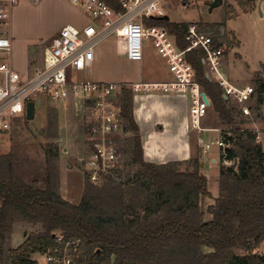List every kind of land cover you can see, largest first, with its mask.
I'll return each instance as SVG.
<instances>
[{
	"label": "trees",
	"instance_id": "trees-1",
	"mask_svg": "<svg viewBox=\"0 0 264 264\" xmlns=\"http://www.w3.org/2000/svg\"><path fill=\"white\" fill-rule=\"evenodd\" d=\"M106 1L117 6L116 0ZM257 1L233 0L245 10H252ZM224 7L234 9L229 2ZM145 23L163 26L181 48L189 44L188 23L160 15L146 18ZM218 24L200 23L210 30ZM213 44L222 45L214 37ZM203 54L192 50L187 59L211 99L212 110L226 126L223 139L229 144L221 152L218 190L212 202L208 203L212 193L201 170L198 143L199 150L185 161L144 159L133 118V93L124 88L118 105L129 135L122 144L125 175L121 181L108 179L98 186L84 172L81 198L73 203L60 191L57 143L49 140L42 145L41 171L29 170L30 165L22 170L14 150L0 153V264H37L34 253L62 247L68 239L77 247L75 264H264V256L256 252L264 244V150L255 141L256 133L238 120L240 110L234 102L205 76ZM258 74L254 117L260 116L264 102V72ZM57 118L56 109L50 108L46 127L50 138ZM224 158L231 164H224ZM23 160L33 164L29 158ZM16 224L29 228L17 247L6 248ZM58 233L63 242L56 240Z\"/></svg>",
	"mask_w": 264,
	"mask_h": 264
},
{
	"label": "built area",
	"instance_id": "built-area-1",
	"mask_svg": "<svg viewBox=\"0 0 264 264\" xmlns=\"http://www.w3.org/2000/svg\"><path fill=\"white\" fill-rule=\"evenodd\" d=\"M17 1L0 0V22L9 20ZM116 1L117 6H112L106 0H70L87 12L93 23L83 26L65 23L51 38L42 61L30 74L22 75L16 71L9 59L0 61V132H7L13 119L25 116V105L29 100L44 98L51 102H70L81 122L85 146L82 157L84 172L89 182L98 186L108 179L121 181L125 175L122 140L129 132L124 129L118 105L124 88L131 89L133 94L159 92L187 95L195 128L206 130L200 126L199 120L206 115L209 105L202 98L205 91L196 79L195 68L187 59L188 52L202 50L205 76L221 86L224 98L240 103L239 110L243 115H251L250 107L243 100L254 93L251 86H237L222 74L219 66L224 49L215 46L213 37L196 24L188 26L186 34L189 44L181 48L176 36L163 26L145 23L146 18L163 14L162 0ZM189 2L182 0L186 6ZM110 36L119 41L125 57L134 62L143 60L145 46L150 41L166 61L169 78L161 81L113 82L76 76L92 67L98 44ZM10 46V38L0 35V54H8ZM207 98L211 104L210 98ZM243 127L256 133L253 128ZM225 130L219 129L220 136L212 140L198 138L202 153L209 151L213 145L224 153L225 147L229 146L221 134ZM259 139L257 131L255 141L259 142ZM223 163L229 165L231 161L224 158ZM56 240L63 242L60 233L56 235ZM76 248L75 242L70 239L62 247L49 248L44 252L46 264H75ZM256 252L264 256V248H258Z\"/></svg>",
	"mask_w": 264,
	"mask_h": 264
},
{
	"label": "rangeland",
	"instance_id": "rangeland-1",
	"mask_svg": "<svg viewBox=\"0 0 264 264\" xmlns=\"http://www.w3.org/2000/svg\"><path fill=\"white\" fill-rule=\"evenodd\" d=\"M211 1L190 0L187 6L182 3V0H162L161 3L173 20H192L189 22L196 23L200 30L214 38H218L224 49L221 65L222 73L229 80L233 79L241 82V84L251 86L254 89L251 99L253 104L256 81L259 77L258 73L260 71L264 72V1L249 11L237 6L233 0H223L221 6L209 11ZM225 2L233 3L234 9L227 11L224 7ZM91 19L87 12L80 6L71 3L70 0H39L38 2L18 0L11 12V30L17 38H20L21 44L26 43L29 45L30 50L38 57L37 59H31V61L39 64L51 38L65 23L72 22L77 26H83L89 22L93 23ZM213 22L219 23L216 29L213 30L200 25V23ZM7 30V24L0 22V32L5 33ZM217 30L220 31V35ZM114 41L115 38L112 36L102 40L96 48L98 58L93 66L88 67L76 76L102 81L140 78L150 80V73L154 70L152 68L153 63L155 60L160 61L162 59L150 41L145 46L141 62L128 60L124 54L119 52ZM5 59L6 57L3 56L0 61H5ZM162 61L164 62V60ZM21 65H23L22 61ZM31 71L29 69L28 74ZM34 101L35 116L32 120L25 121L24 117H17L12 120L11 127L7 132H0V152L6 153L14 150L22 160V170L30 165L29 170L41 171L43 164L42 145L49 140L57 143L60 150V191L67 200L77 203L82 195L84 185L82 176L85 171L82 161L85 146L83 145L81 122L77 110L70 102H51L44 98H34ZM243 101L245 102V100ZM233 102L239 110L240 103ZM50 108L56 109L58 117L57 129L48 133L51 138L46 131ZM211 110L203 119V125L220 124L219 129L225 128L226 126L221 124L217 114ZM261 114L264 118V107ZM248 125L252 127L253 123ZM260 125L264 126V123H260ZM206 134L210 136L203 135L201 137L203 139L213 138L211 137L212 133ZM192 140H195L194 135ZM193 142L194 153H196L199 147L195 141ZM262 145L264 147V138L262 139ZM201 156H204V153ZM25 158L33 160V164H27L23 160ZM216 168L217 164L207 163V167L205 166L206 175L212 177L208 182V187L214 196L217 195L218 185L214 179L215 175H211L214 174L213 171ZM208 201V203L212 202L211 199H208ZM28 228L25 225L16 224L13 227L6 248L17 247L24 240V231H27ZM262 248H264V244L259 246L260 250ZM33 257L36 259L37 264H46L44 253L36 252Z\"/></svg>",
	"mask_w": 264,
	"mask_h": 264
},
{
	"label": "crops",
	"instance_id": "crops-1",
	"mask_svg": "<svg viewBox=\"0 0 264 264\" xmlns=\"http://www.w3.org/2000/svg\"><path fill=\"white\" fill-rule=\"evenodd\" d=\"M262 1L264 0H258L256 5L260 4ZM161 11L163 13L162 15H168V12L166 11V8L163 6V4L161 6ZM168 17L170 21L176 23L185 22L188 23L189 25L193 23V22H189L192 20L179 21V20H173L172 18H170L169 15ZM4 24H7L8 30L5 33L1 31L0 35L2 34L1 36L9 37L11 41V46L9 53L7 54L6 52H2L0 54V58L3 56L6 57L5 60L9 59L10 63L12 64L13 68L16 71H18L22 75H26L28 74L29 69L32 70L37 65L36 63H34L35 61L32 62L31 59H37L38 57H36L35 54H33L28 44L26 43L21 44L20 38H17L15 34L12 33L11 16L9 20ZM114 42L116 43L119 52L124 54L119 41L115 38ZM97 58H98V53L96 51L94 63ZM162 60L164 59H160V61L155 60V62L153 63L152 68L154 70L150 73V80L140 78L134 80L116 79L109 81L136 82L141 80L143 81L165 80L169 78L170 71L168 69V65L166 61L164 60L163 62ZM21 61L23 62V65H21ZM41 61H42V56L40 58V62ZM221 65H222V58L220 59V66H219L220 71H221ZM96 81H102V80H96ZM229 81L237 86L247 85V84H241V82L233 79H230ZM251 99H252V95L249 98L245 99V102L243 101V103H246L250 107L251 115H243L240 112L239 113L240 117L238 120L241 119L243 121L242 123L239 121V123H241L242 126L253 128L254 130H256V133L258 131L260 137L259 143L261 144L262 149L264 150V147L262 145V139L264 138V126L260 125V123H264V118L262 114H260V116L258 117L253 116L254 114L252 113L253 112L252 107L254 103L253 104L251 103ZM132 104H133V118L138 126L143 157L146 161L154 162V163H166L169 161L188 160L195 154L194 153L195 147L193 145L194 143L193 141L198 143V138H200L203 135L206 136L207 135L206 133H212L211 137L213 138H211L210 140L220 136L219 128H218V126H221L220 124L219 125L214 124L208 126L203 125V119L208 115V113L212 109L211 104L207 109L206 115L200 118L199 120L200 126L206 128V130H200L195 128L193 124V118L190 113L189 100L187 95L161 94L159 92L137 93V94H133ZM263 107H264V102L261 105L260 112L262 111ZM249 123H253L252 127L248 125ZM221 134L223 135L222 132ZM193 135L195 136V140H192ZM221 152L222 151L219 147L213 145L209 151L204 153V156L200 157L201 170L204 173H205V166L207 167V163H211V165L217 164L216 170L213 171L214 174L211 175V176L215 175L214 179L216 181L218 176V169L221 164V158H220ZM1 154H5V153H1ZM208 177L209 180L212 179V177L210 176ZM213 197L215 196L212 194V198L210 199L213 200Z\"/></svg>",
	"mask_w": 264,
	"mask_h": 264
},
{
	"label": "water",
	"instance_id": "water-1",
	"mask_svg": "<svg viewBox=\"0 0 264 264\" xmlns=\"http://www.w3.org/2000/svg\"><path fill=\"white\" fill-rule=\"evenodd\" d=\"M223 0H212L209 3V11H212L214 8L221 6ZM165 19H169L168 15H161ZM202 98L204 99L207 105H210V101L208 100L206 93L202 92ZM25 116L27 120H32L35 116V102L33 100H29L25 105ZM235 163L233 164V166Z\"/></svg>",
	"mask_w": 264,
	"mask_h": 264
}]
</instances>
